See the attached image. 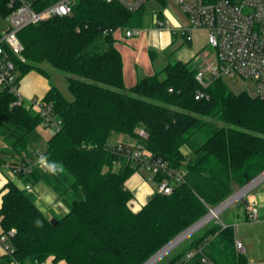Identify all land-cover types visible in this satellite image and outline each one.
Masks as SVG:
<instances>
[{
	"label": "trees",
	"instance_id": "16d2710c",
	"mask_svg": "<svg viewBox=\"0 0 264 264\" xmlns=\"http://www.w3.org/2000/svg\"><path fill=\"white\" fill-rule=\"evenodd\" d=\"M8 2L0 0L2 20L11 13ZM144 10L130 11L118 1L78 0L72 15L19 32L24 49L14 59L20 79L32 71L49 77L41 66L49 63L67 74L73 98L55 84L41 97L61 125L47 141L45 167L17 175L32 186L44 182L67 211L48 215L33 191L8 181L0 207L1 234L14 231L7 262L43 264L53 257L68 264H144L264 170L260 98L231 91L224 78L203 86L197 68L181 60L124 91L117 43L127 29L142 26ZM199 91L209 96L197 99ZM14 101L8 91L0 92V166L11 169L32 156L28 136L43 120L30 103ZM114 134L135 139L150 158L181 173L180 180L154 174L156 185L168 181L170 193L155 191L138 211L133 209L135 194L126 181L143 166L115 148ZM235 239L234 225L213 221L165 264H198L186 255L200 244L214 264H246Z\"/></svg>",
	"mask_w": 264,
	"mask_h": 264
},
{
	"label": "built area",
	"instance_id": "2783aa9c",
	"mask_svg": "<svg viewBox=\"0 0 264 264\" xmlns=\"http://www.w3.org/2000/svg\"><path fill=\"white\" fill-rule=\"evenodd\" d=\"M118 1L130 11L138 10L145 5L147 0H106ZM187 16L189 25L183 28V37L190 41L191 32L195 29L207 31V43L215 48L216 59L205 61L206 68L197 69V79L203 86L217 78L229 77L236 80L242 78L253 82V95L264 101V0H173ZM78 0H55L47 5H42L41 0H9L8 6L11 13L0 28V92L8 91L15 97L14 103H30L43 117L41 126L44 128L59 127L61 120L54 114L50 104H45L40 97L27 99L20 90V72L17 68L15 57H20L24 47L19 39V32L32 24H36L58 16H70ZM165 27L164 21L159 17L157 28ZM140 28H129L125 36H137ZM205 60V58H204ZM206 95L205 92L196 93L199 99ZM142 137L146 135L143 129L138 130ZM115 148L125 151L141 162L143 167L153 174L166 172L180 180L181 173L170 168L162 159L150 158L142 144H133L126 147L122 143ZM35 166L33 156L27 157L24 162L13 169L17 176L20 173H30ZM24 188L32 191V185L26 183ZM156 191L170 193L172 186L167 180H162L156 185ZM249 214V219L258 218V209ZM213 211V208L210 209ZM209 210V211H210ZM221 212L213 218L219 220ZM212 218V219H213ZM9 234L0 235V242L4 245L7 254L12 253L8 242ZM236 248L241 253L245 248L241 240L235 239ZM197 258L198 264H214V261L205 253L204 244L190 250L186 259ZM17 264V263H15ZM26 264H35L28 262Z\"/></svg>",
	"mask_w": 264,
	"mask_h": 264
},
{
	"label": "crops",
	"instance_id": "0c3cea01",
	"mask_svg": "<svg viewBox=\"0 0 264 264\" xmlns=\"http://www.w3.org/2000/svg\"><path fill=\"white\" fill-rule=\"evenodd\" d=\"M187 18V17H186ZM189 20L183 25L174 24L173 27L178 29L187 28ZM172 26H166L162 29L157 27L149 28V30H142L139 35L125 36L126 47L128 49L127 56L124 55L123 49L119 48L124 62V83L126 88L133 86L141 77L148 76L157 70V66L154 63V55L156 49H149L150 46L162 47L168 49L174 46L177 38L175 33L172 32ZM120 36V39H122ZM191 40L176 43L174 50L178 52V60L191 61L196 63H203L208 61L207 54L204 47L207 44V31L205 29H195L191 32ZM124 37V36H123ZM175 37V38H174ZM203 38V42L200 41ZM186 40V39H185ZM188 46H184L182 44ZM119 47V41L117 43ZM173 50V51H174ZM152 51V52H150ZM205 58V60H204ZM196 67V66H195ZM200 69L201 66L196 67ZM159 69V68H158ZM51 83L44 75L32 71L25 75L21 79L20 90L22 94L27 98L43 97L48 91ZM38 128V127H37ZM37 128L35 130H37ZM35 130L28 136L29 148L32 156L35 160L34 169H43L46 165L44 159V151L42 152L39 146L47 143V140L40 139L35 134ZM121 140L118 143H123L122 140L128 138L127 136L118 135ZM132 139V138H130ZM133 140V139H132ZM119 141V140H117ZM116 141V142H117ZM112 143V144H118ZM135 142L130 143V146ZM16 182L20 187H24L25 182L19 179L6 165L0 166V207L2 202V193L5 184L8 181ZM259 185V186H257ZM253 191H248L249 194H244L242 198H238L225 208L220 216L226 224H232L235 226V236L242 241L244 245V256L246 257V264H264V182L258 183ZM126 186L132 190L135 197L132 201V207L135 211H138L148 200V197L156 191V184L151 183L142 174L141 167L135 171L126 181ZM33 192L37 197V205L39 208L47 212H56L63 214L67 211L65 204L58 198L57 194L42 181L32 186ZM252 190V189H251ZM236 195V197H238ZM255 197V202H250L251 198ZM253 208L258 209V218L249 219V214ZM2 228L0 226V235ZM6 251L4 245L0 242V264H15L6 261ZM43 264H68L65 260L55 261L53 257H49Z\"/></svg>",
	"mask_w": 264,
	"mask_h": 264
},
{
	"label": "rangeland",
	"instance_id": "374dc122",
	"mask_svg": "<svg viewBox=\"0 0 264 264\" xmlns=\"http://www.w3.org/2000/svg\"><path fill=\"white\" fill-rule=\"evenodd\" d=\"M144 9L145 10H144V16H143V23H142V26L140 27L141 31L142 30L146 31V30H149V28L157 27V21L159 20V12H162V14H163V17L161 19L164 21L165 27L166 26L167 27L168 26L173 27L174 24L183 25L187 22V19H188V18H186L187 16L181 11L179 6L173 0H165L164 4L162 2L157 1V0H147V2L144 5ZM2 23H3V20H2V17L0 16V28H1ZM172 32L176 34L174 36H176L177 41H178V42L174 43V46H171L168 49H163L162 47H156V46H150L149 45V49H156V51H155L156 55H154L153 60H154L155 65L158 68L163 67L167 63H172V62L178 60V52H176V50H174V47L176 46V43L178 44L179 42H183V41L185 42L186 41L185 38L183 37V31L181 28L178 29V28L173 27ZM123 36H122V39L119 40V48L123 49L124 55L127 56L129 48L126 47V43H127L126 39L127 38H125V32H123ZM200 41L203 42V38H200ZM182 45L188 46L184 43ZM204 50H205V53L208 55L207 59L209 62L216 59L215 48L213 46H211L210 44L207 43L206 46L204 47ZM191 64L194 67L195 66L196 67L201 66V68H203V69L206 68V66H205L206 64H203L201 62L196 63V64L194 62H191ZM41 66L49 74V77H47V79L50 81V83L59 86L61 88V90L64 92V94L69 99H72L73 96L67 88V84H68L67 74L56 69L55 67H53L49 63H43ZM224 80L226 81V83H227V85L231 91H233L235 93L247 91L248 93L253 95V91H254L253 90V82L251 80H245L242 78H237L236 80H233V79H230L229 77H225ZM128 90L129 89L125 87L124 91H128ZM55 131H56L55 128H44L42 126H39L37 128V130H35V134L37 136H39L40 139L42 138L44 140L45 139L47 140V137H49ZM130 138L131 137H129V139L126 138V139L122 140L126 147H129L130 143L135 142V139L132 140ZM117 140H119V141H117ZM120 141L121 140L119 139L118 134H114L110 138L111 143H118ZM46 144L47 143L41 144L39 146V148L41 149L42 152L45 150ZM141 171L147 180H149L151 183H154V181H153L154 174L149 169H147L146 167H141ZM260 182H264V178ZM257 186H259V185H257ZM239 188H241V187H237L236 190H238ZM254 188H255V186H254ZM254 188H252V190H250V192L253 191ZM247 194H249V192ZM47 213H48V215H51L52 212L49 211ZM216 220H218V219L213 218V219L209 220L205 225H203L198 230H196L194 233H192L188 238H185L182 242H180L178 245H176L174 248H172L170 251H168L162 258L157 260L154 264H165L169 260L170 257L174 256L177 252L181 251L188 244V242L191 239H193V237H195V236L199 235L201 232H203L205 230V227L209 223H212L213 221H216ZM219 220L223 221V218L220 215H219Z\"/></svg>",
	"mask_w": 264,
	"mask_h": 264
},
{
	"label": "water",
	"instance_id": "95a60500",
	"mask_svg": "<svg viewBox=\"0 0 264 264\" xmlns=\"http://www.w3.org/2000/svg\"><path fill=\"white\" fill-rule=\"evenodd\" d=\"M263 178H264V171L260 173L258 176H256L254 179H252L250 182H248L247 184H245L244 186L236 190L232 195L226 198L223 202H221L219 205L214 207L213 210H217V212L223 211L225 208H227L231 203H233L239 197L242 198L244 194H246L249 190H251L254 186H256L260 181H262ZM238 193H240V195L239 197H236ZM211 212L212 211L210 210L204 217H202L200 220H198L193 225H191L186 230H184L179 235H177L175 238H173L164 247H162L156 254H154L150 259H148L144 264H148L151 260L156 258L152 263L154 264L157 260L162 258L168 251H170L172 248H174L176 245L182 242L185 238H188L192 233H194L200 227L205 225L208 222L206 218ZM188 231L189 233L186 234Z\"/></svg>",
	"mask_w": 264,
	"mask_h": 264
},
{
	"label": "bare ground",
	"instance_id": "6f19581e",
	"mask_svg": "<svg viewBox=\"0 0 264 264\" xmlns=\"http://www.w3.org/2000/svg\"><path fill=\"white\" fill-rule=\"evenodd\" d=\"M239 194V193H238ZM237 194V195H238ZM239 197V196H238ZM217 214V210H213L208 216H207V218H206V220H211L212 218H213V216H215ZM189 233V231L186 233V234H188ZM185 235V234H184ZM156 258H154L153 260H151L148 264H151L154 260H155Z\"/></svg>",
	"mask_w": 264,
	"mask_h": 264
},
{
	"label": "clouds",
	"instance_id": "9594fccd",
	"mask_svg": "<svg viewBox=\"0 0 264 264\" xmlns=\"http://www.w3.org/2000/svg\"><path fill=\"white\" fill-rule=\"evenodd\" d=\"M255 199H256L255 197H252L250 202H255ZM262 199H264V197H262ZM253 211H254V209H253Z\"/></svg>",
	"mask_w": 264,
	"mask_h": 264
}]
</instances>
